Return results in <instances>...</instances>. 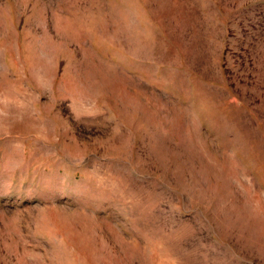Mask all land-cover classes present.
Returning <instances> with one entry per match:
<instances>
[{
  "label": "rangeland",
  "instance_id": "rangeland-1",
  "mask_svg": "<svg viewBox=\"0 0 264 264\" xmlns=\"http://www.w3.org/2000/svg\"><path fill=\"white\" fill-rule=\"evenodd\" d=\"M0 264H264V0H0Z\"/></svg>",
  "mask_w": 264,
  "mask_h": 264
}]
</instances>
